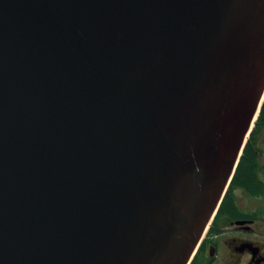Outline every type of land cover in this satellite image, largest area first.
<instances>
[{"label":"water","instance_id":"water-1","mask_svg":"<svg viewBox=\"0 0 264 264\" xmlns=\"http://www.w3.org/2000/svg\"><path fill=\"white\" fill-rule=\"evenodd\" d=\"M264 99V0H0V264H190Z\"/></svg>","mask_w":264,"mask_h":264},{"label":"flooded vegetation","instance_id":"flooded-vegetation-1","mask_svg":"<svg viewBox=\"0 0 264 264\" xmlns=\"http://www.w3.org/2000/svg\"><path fill=\"white\" fill-rule=\"evenodd\" d=\"M258 117L249 138L252 186L233 189V207L205 233L197 264H264V101Z\"/></svg>","mask_w":264,"mask_h":264},{"label":"trees","instance_id":"trees-1","mask_svg":"<svg viewBox=\"0 0 264 264\" xmlns=\"http://www.w3.org/2000/svg\"><path fill=\"white\" fill-rule=\"evenodd\" d=\"M259 118V117H258ZM245 154V155H244ZM249 140L247 141L244 150H243V154L240 158L239 164L237 166V169L235 171V174L233 176V179L226 191V194L220 204V207L212 221V224L210 225L207 233H214L216 227L215 224L218 222L220 216H221V211L222 208H224L225 206L231 210V208L233 207L234 204V196H233V189L237 186H242L243 188L249 190V188L252 186V182H251V168H250V163H249ZM231 198V201H230ZM232 203V204H231ZM204 242L201 243V245L199 246L192 262L190 264H197V262L199 261V257L201 252L204 249Z\"/></svg>","mask_w":264,"mask_h":264},{"label":"rangeland","instance_id":"rangeland-1","mask_svg":"<svg viewBox=\"0 0 264 264\" xmlns=\"http://www.w3.org/2000/svg\"><path fill=\"white\" fill-rule=\"evenodd\" d=\"M263 101H264V99H263ZM263 101H262V103H263ZM262 105V104H261ZM261 108V107H260ZM259 112H260V110H259ZM258 115H259V113H258ZM258 115H257V118H258ZM257 118H256V120H255V122L257 121ZM255 122H254V124H255ZM254 126V125H253ZM253 128V127H252ZM250 136H251V133L249 134V136H248V140H249V138H250ZM221 258H222V256H221Z\"/></svg>","mask_w":264,"mask_h":264}]
</instances>
